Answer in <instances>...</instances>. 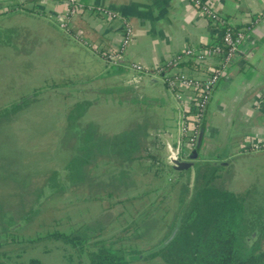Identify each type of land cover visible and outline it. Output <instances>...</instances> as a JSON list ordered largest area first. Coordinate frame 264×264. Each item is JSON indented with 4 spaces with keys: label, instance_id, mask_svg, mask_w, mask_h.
Segmentation results:
<instances>
[{
    "label": "rangeland",
    "instance_id": "rangeland-1",
    "mask_svg": "<svg viewBox=\"0 0 264 264\" xmlns=\"http://www.w3.org/2000/svg\"><path fill=\"white\" fill-rule=\"evenodd\" d=\"M18 23L36 26L33 28L35 31L39 28L41 36L27 33L26 28L15 25L17 22H0V111L27 97L21 105L0 115V213L4 214L1 222L11 218L17 225L0 223V260L7 264H28L30 258H37L43 264H84L87 261L84 254L78 256L60 242L29 241L46 231H70L82 225L95 232L86 244L104 239L114 247L135 249L133 253H125L126 259L142 255L132 259L131 264H161L157 259H146L145 252L172 231L181 212L180 199L189 197L195 174L191 170L180 177L170 173L158 139H146L137 154L140 157L129 164L121 163L127 175L118 174L121 169L115 162L99 164L97 168L89 164L86 166L89 179L65 185L51 194L44 195L41 191L50 181L51 173L67 178L69 160L79 146L76 131L68 126L74 103L86 105L76 123L79 126L94 123L101 133L139 129L135 115L149 123L150 135L168 123L155 121V116L148 115L143 106L139 109L127 91L118 93L106 82L100 85L103 82H85L81 78L98 76L103 63L78 45L77 42L86 46L80 29L73 33L80 32L83 41L66 37L57 28L56 17L49 14L38 21L24 16ZM76 78L82 80L71 84V79ZM65 82L70 85L56 87ZM159 108L161 115L172 114L171 107ZM218 119L220 115L213 123L217 133L233 121ZM244 137L236 135L233 141L238 144ZM202 154L206 158L210 152L205 150ZM224 161L227 164L217 165L218 185L237 193H249L253 198L262 197L264 150L243 153L235 146L233 154ZM108 190L115 192L108 196ZM144 192L147 193L141 195ZM39 197V203L35 204ZM34 205L37 213L23 223L22 216Z\"/></svg>",
    "mask_w": 264,
    "mask_h": 264
},
{
    "label": "crops",
    "instance_id": "crops-1",
    "mask_svg": "<svg viewBox=\"0 0 264 264\" xmlns=\"http://www.w3.org/2000/svg\"><path fill=\"white\" fill-rule=\"evenodd\" d=\"M79 1L86 6H102L115 11L130 22L134 33L133 40L122 57L123 63L119 64L121 69L104 75L107 66L95 49L103 52L117 47L119 22L117 20L103 22L85 11L74 16L71 30L80 29L84 39L92 47L77 42L78 45L103 63L98 76L81 78H84L85 82H103L100 85L106 82L118 93L127 91L130 100L139 109L143 106L148 110V115L155 116V121H160L164 125L168 123V126L172 124L175 107L181 102L177 103L173 99L159 79H145L142 82L140 92L145 103L143 100L140 102L133 91L123 84L127 65L138 62L144 67L151 68L165 61L170 55L183 52L187 47L214 43L225 27L244 29V38L230 61L233 63L232 68L221 81L207 117V132L205 131L202 152L207 150L206 140L216 139L213 123L218 115L219 122L226 118L237 122L238 128L242 131L240 138L251 134L255 137H264V0H201L222 17V24L210 23L192 0ZM62 7L63 0H0V22H17L15 25H20L18 21L24 16L38 21L47 14L55 16ZM29 26L21 27L26 28L27 33L32 32L41 36L39 28L35 31L33 27L36 26ZM173 71L193 75L197 73L191 61L174 65L170 69V72ZM184 95L186 98L181 107L187 109L190 101L188 94ZM158 107L163 110L171 107L172 114L161 115L157 111ZM235 145L237 146V141Z\"/></svg>",
    "mask_w": 264,
    "mask_h": 264
},
{
    "label": "trees",
    "instance_id": "trees-1",
    "mask_svg": "<svg viewBox=\"0 0 264 264\" xmlns=\"http://www.w3.org/2000/svg\"><path fill=\"white\" fill-rule=\"evenodd\" d=\"M76 81L71 80L70 83L75 84ZM70 83L65 82L56 87L62 88ZM104 91L110 93V90ZM138 100L141 102L142 99ZM85 107L83 103L76 102L68 115V126L76 131L79 146L69 160L66 169L68 179L55 172L49 176L53 184H56L54 180L57 177H63L59 190L67 186L65 180L69 181L68 185H73L89 179L86 168L89 164L97 168L99 164L115 162L118 169H121L118 174L127 175L128 171L120 167L121 163L129 164L140 157L137 154L146 139L152 137L153 141L156 140L150 135L152 128L149 123L144 118L139 120L138 115L135 118L140 123L136 130L123 129L121 132L107 134L97 132L94 123L79 126L76 121L83 116ZM0 112L4 114L6 110ZM216 171L217 165L211 162L203 161L196 167L193 190L187 199H180L181 213L175 236L147 254L146 259H157L161 264H264V193L257 199L249 193L241 194L220 186L216 183ZM169 172L180 177L185 171L177 172L169 168ZM114 192L108 190L107 195L111 196ZM35 202L37 204V200ZM36 206L30 207L26 215L22 216L23 223L30 221L37 213ZM3 215L0 213L1 225L11 226L14 222L11 218L1 222L4 220ZM83 228L86 229L82 225L70 231L53 229L29 241L60 242L77 252L78 256L84 254L87 258L84 264L132 263V259H126L124 255L135 252V249L114 247L111 241L105 242L104 239L86 244L88 237L79 232ZM4 231L9 234L6 228ZM0 264L7 263L0 260ZM28 264L43 263L37 258H30Z\"/></svg>",
    "mask_w": 264,
    "mask_h": 264
},
{
    "label": "built area",
    "instance_id": "built-area-1",
    "mask_svg": "<svg viewBox=\"0 0 264 264\" xmlns=\"http://www.w3.org/2000/svg\"><path fill=\"white\" fill-rule=\"evenodd\" d=\"M192 1L210 23H223L222 17L210 6L201 0ZM83 11L100 18L103 22L114 20L119 22L117 47L103 52L95 49L96 53H100L107 67L119 64L118 59L123 57L127 46L134 37L130 22L126 18L120 17L115 11L102 6H86L79 0H63L61 11L55 15L57 28L68 37L83 41L81 35L78 34L80 32L73 33L71 30L74 16ZM243 38L244 29L225 27L214 43L200 47H187L183 52L170 55L169 58L154 67L147 68L138 62H131L127 65L123 84L133 91L137 99L143 98L140 87L145 79H159L177 103H183L186 98L184 94H188L189 107L184 109L181 107V103L177 105L171 126L157 128L152 133L153 137L162 143L165 158L176 161L189 159V154L196 143L211 89L222 70L230 63ZM84 45L90 47L85 40ZM188 61H191L195 67L196 74H188L183 71L170 72L174 65ZM236 147L243 153L264 150V137L247 135Z\"/></svg>",
    "mask_w": 264,
    "mask_h": 264
},
{
    "label": "water",
    "instance_id": "water-1",
    "mask_svg": "<svg viewBox=\"0 0 264 264\" xmlns=\"http://www.w3.org/2000/svg\"><path fill=\"white\" fill-rule=\"evenodd\" d=\"M118 62H119V64L123 63V59L119 58ZM119 64L108 66L104 72V75L108 74L112 71H119L121 69V66ZM232 64L233 63L230 62L225 66V68L222 70L218 80L216 81V83L213 85V87L211 89V93H210L209 99L207 101L206 107L204 109L203 117H202V120L200 123V128H199V132L197 135L196 143H195V146L193 147V149L191 150V152L189 154V159L186 161H176V160H172L170 158H165V162H166L167 166L169 168H171L172 170L177 171V172L191 170L195 173L196 167L199 164L203 163L204 155L202 154V144H203V139H204V133H205L206 128H207V117L211 112L212 103H213V100L215 98L216 92L220 86V83L227 76L229 71L231 70ZM211 163L214 165L217 164L216 161H211ZM221 164H224V163H221ZM180 213H179L177 222H176L175 226L173 227L172 231L170 232V234L165 239H163L162 242H160L156 247H154L150 250H147L145 252V254H149L153 250L157 249L158 247L163 246L164 244L168 243L175 236V234L178 230ZM140 256H142V255H132V256H129L127 258L137 260L140 258Z\"/></svg>",
    "mask_w": 264,
    "mask_h": 264
},
{
    "label": "flooded vegetation",
    "instance_id": "flooded-vegetation-1",
    "mask_svg": "<svg viewBox=\"0 0 264 264\" xmlns=\"http://www.w3.org/2000/svg\"><path fill=\"white\" fill-rule=\"evenodd\" d=\"M26 98L27 97L21 98L15 104H13L10 107H8L7 109H3V110L7 111L8 109L9 110L15 109L16 106L21 105L22 101H24ZM0 115H1V112H0ZM206 132H207V129H206ZM205 133H204V137H205ZM241 133H242L241 129L238 128V125H236L234 121H232V123L226 129H223L219 133L216 132L215 133L216 139L213 138V139L208 140V141L206 140L207 150H209L210 155H207L206 158H204V161L205 162L216 161V163H217L216 165L221 164V163L227 164V162H225L224 159L233 154V150L235 149V146H236L235 145L236 142L233 141V138L236 135L240 136ZM208 157H210V159H208ZM54 181L56 184H53L54 182L52 183L51 181H48L44 185V187L42 188L41 194H44V195H45V193L51 194V193H54L55 191H58L60 185L62 184V182H61L62 178L57 177ZM64 182L67 185L69 184L68 180H65ZM37 199H38L37 200V204H38L40 197ZM16 226L17 225H15V227ZM79 232L81 234H84L86 237H88V239L92 238L91 235L93 233H95V232L89 231L88 229H82ZM96 233H99V231ZM96 240H98V239H96Z\"/></svg>",
    "mask_w": 264,
    "mask_h": 264
}]
</instances>
